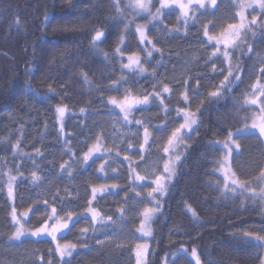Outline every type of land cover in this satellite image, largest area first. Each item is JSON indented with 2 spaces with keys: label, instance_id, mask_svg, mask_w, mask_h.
I'll return each instance as SVG.
<instances>
[{
  "label": "trees",
  "instance_id": "obj_1",
  "mask_svg": "<svg viewBox=\"0 0 264 264\" xmlns=\"http://www.w3.org/2000/svg\"><path fill=\"white\" fill-rule=\"evenodd\" d=\"M114 15L110 0H0V169H11V174L16 175L19 168L24 173L15 182L13 206L17 208V214L32 204L41 209L45 207L39 194L45 193L49 181L55 187L62 186L65 181H74L79 188L74 201L75 212L79 215L87 207L90 185L103 182L97 164L90 167L79 162L82 152L96 137L91 133V117L112 115L107 98L109 95L121 98L124 87L131 88L134 94L152 90L149 76L137 78L126 70L127 79L121 81L120 91L110 87L111 79L120 75V65L111 53L122 24L107 19ZM175 22V16L165 19L170 28ZM97 26L106 32L107 40L101 47L109 53L107 60L89 43V35ZM198 29L197 25L191 26L185 35L183 30L168 34L160 27L149 28L153 41L164 50L162 59L159 53L153 54L149 70L157 60L160 61L156 76L173 88L172 99L166 101L171 115L166 117L155 103H151L150 110L143 114L137 111L136 117L149 119L155 126L179 119L174 109L183 106L177 90H182L184 80L188 81L191 111L199 108L196 135L183 146L184 156L153 222L149 264H164L165 257L172 258L180 245L189 249L196 247L203 264H258L257 258L264 257V250L245 238L243 231L257 228L264 231V203L247 200L245 196L222 194L216 180L217 172L213 171L221 150L213 142L223 141L229 130L235 133L237 128L244 129V118L252 116V111H246L241 102L259 75L255 57H264V34L257 32L250 40L254 55L235 54L243 69V82L223 90L220 98H214L209 97L208 92L220 84L225 73L212 70L211 62L207 61L210 50L200 44L202 33ZM129 32L134 30L129 29ZM124 46L133 52L139 51L135 34H125ZM220 67L226 66L218 62L217 69ZM81 70L86 71L92 84L98 87L85 85ZM197 80L200 81L198 88ZM58 105H67L70 111L64 121V135L58 132L55 121ZM82 107L83 113L79 111ZM248 123L251 124V119ZM65 140L70 144L65 146ZM17 141L20 148L15 149L14 154ZM37 148L43 155L36 158L34 165L28 157L35 156ZM67 148L77 154V160H69ZM64 161H69L72 167L71 176L60 171L59 166ZM88 164L92 165V161ZM36 166L42 180L33 185L30 173ZM113 176H117L116 173L110 172L109 177ZM6 179L0 175V183ZM108 182L119 183L122 187L114 197L118 202L105 203L104 200L109 198L105 196L96 203L105 215L117 213V208L122 206L126 169L118 180L109 178ZM186 203L196 208L200 217L198 222H193L186 213ZM13 206L5 184L0 188V245L3 249L15 247L20 253L24 248L32 249L35 254L50 257L52 264H58L59 258L48 240L15 242L10 239L15 227L11 223ZM33 212L35 215H29L30 224L25 222L26 228L34 229L42 223L43 212H36V208ZM90 225L88 219L80 216L75 227L60 239L79 247L70 259L71 264H112L107 251L87 246L89 231L82 234L80 229L90 228ZM113 264H116L115 260ZM124 264H135L134 254Z\"/></svg>",
  "mask_w": 264,
  "mask_h": 264
},
{
  "label": "snow or ice",
  "instance_id": "obj_2",
  "mask_svg": "<svg viewBox=\"0 0 264 264\" xmlns=\"http://www.w3.org/2000/svg\"><path fill=\"white\" fill-rule=\"evenodd\" d=\"M224 0H110V7L114 11V16H109V20H118L122 24V31L118 34V39L115 43L114 49L111 53V57L117 59V63L120 65L119 78H113L110 81V87L116 91H120V87H123L121 81L127 79L124 70L127 69L129 74H135L137 78L145 75L149 76L152 84L151 91H141L138 94H134L131 88L124 87V91L121 98L117 96L109 95L106 103L111 105L110 112L116 117L113 123V128L117 129L114 133L113 144L115 148L108 147L104 143L103 133L96 135L93 142L87 146L86 150L82 152L79 157V162L87 165L94 166L98 161L99 178L103 179L102 183L90 185V193L86 198L87 207L83 211L87 214L84 218L90 217L93 225L99 223L104 225L107 222L115 223L112 215H105L100 211L99 207L94 205L103 199L106 195L117 194L116 190L122 186L119 183H109L108 179L118 180V176L109 177V173H116L117 167L114 164L109 165V160H118L123 163L127 161V184L124 186L125 190L122 193L123 202L122 206L117 208L116 220L124 221L128 216L134 217V223L136 224L135 231L139 233V237H135L137 242L135 244V264H146L147 256L149 254V244L143 238L152 237L153 234V222L157 219V214L162 209L161 200L168 194L169 187L176 175V165L182 158L183 149H180L181 145L187 143V140L191 137L189 133L193 131V126L197 124V112L191 111V107L188 104V81L184 80L182 83V90H177L180 100L183 102L182 107H176L174 109L177 119L174 123L178 126L171 129L170 135L166 138V142L162 145V151L164 153V162L162 172L158 173L155 169H147V161L145 160L144 151L150 149L155 143L152 141V132L154 129L151 127L150 122H146L143 119L136 117V112L144 113L150 110L147 106L150 103H155L159 110L165 113V116L171 115L169 112L166 101L172 99L173 88L163 83L157 76V66L160 61L157 60L155 64L149 70V63L153 58L154 53H159L161 59L164 55L162 47L158 46L153 41L149 34L147 24H152L153 28L160 27L164 32L171 34L173 32L179 33L183 30L187 35L191 26L199 25L198 31L202 33V39L200 44L210 50V54L207 57V61H210L211 68L214 72L219 71L225 73L220 84L216 85L213 90L208 92L209 97L220 98L221 92L225 89L230 90L233 85L238 86L242 83L243 69L240 65V59L235 54L237 52H243L250 57L254 55L252 43L250 40L254 39L257 32L264 34V0H229L231 5L232 14L226 20L216 21L215 17L220 10ZM168 16H175V24L170 28L165 19ZM131 17V19H128ZM137 17H143L147 24L136 23ZM16 23L19 24V19H16ZM129 29H133L134 32H129ZM135 34L137 39V45L139 51L133 52L129 48L124 46L125 34ZM107 40L106 32L103 27L93 28L89 35V43L93 50L98 55H103L107 60L109 59V53L103 51L102 45ZM123 48V51H122ZM143 53V56H141ZM126 57V59H125ZM225 65L226 67H220L217 69V63ZM261 64L264 65V57H261ZM259 75L256 76L255 82L252 83L242 99V107L245 110L252 111L251 117H245L243 120L244 129H236V132L227 131L226 138L223 141H214L213 144H221V150L224 152L222 160L216 162V166L213 171H219L223 177L222 185L219 184L222 194L233 193L239 195L248 194L247 199L253 202L264 203V153H262L258 174L252 178L242 177L237 175L236 171H233V153L236 154V159L243 156L240 151L241 145L239 138L245 135L247 130L248 134L257 135V139L261 145H264V66L258 68ZM81 79L85 85L91 87H98L92 84L91 79L86 71L81 70ZM196 87L200 86V81L195 82ZM50 91H53L51 87ZM247 106H255V109H248ZM118 110V111H117ZM81 113L85 111L82 107L79 109ZM69 112L68 106H56L55 108V121L58 125V132L64 135V119ZM251 119L249 125L248 120ZM135 124V132L133 133L131 126ZM127 129L126 132H120L119 128ZM162 131H167V128H161ZM257 130V131H254ZM141 143L139 150L129 154V150L132 148V143H125V138L131 135L141 134ZM152 141V143H150ZM65 146L70 144V141H64ZM125 143L124 149H120L119 145ZM20 148L19 141L14 146L15 149ZM69 160H77V154L67 148ZM115 152V156H110L108 153ZM123 152V155H122ZM35 156H29L28 158L33 161L37 157L42 156L43 153L39 148L35 149ZM136 157L137 159H134ZM92 161V165L88 162ZM139 161L145 163L141 165ZM60 171L68 176L72 175V167L69 165V161H64L60 164ZM142 170L143 173L142 174ZM17 174H11V169H0V175L6 176L7 179L4 183H0V188L5 184L7 187V196L10 200L15 199L14 189L15 182L18 176H23L24 173L17 168ZM38 166L34 167L31 171V183L33 185L40 184L42 177L38 174ZM255 181V183H253ZM140 189V190H138ZM146 191V195L143 199L141 193ZM129 193H134L130 196ZM69 196L71 194H68ZM57 196L59 193L57 192ZM67 197H60L57 200L56 197L52 198L50 203L47 198L42 200L45 207L43 209L36 207L35 204L29 205L19 215L17 214V208L13 206L11 208V223L15 226L10 239L20 240L22 236L30 235L32 237H50L55 243V252L58 254V264H71L70 260H66L65 257H71L73 251L77 245L72 243L61 244L58 240L64 239L62 235L66 230H70L71 227H75L78 223L76 219L78 213L69 210L67 205L60 203ZM59 204V209L58 205ZM133 204L138 206H133ZM125 206H128V211L125 210ZM36 208V212H43L42 223L33 228H26L25 222L30 224L29 214ZM186 213L190 214V218L193 222L199 221V213L196 208L191 204H185ZM111 227V224L108 225ZM89 231L88 227L80 229L82 234ZM93 231L95 228L93 227ZM243 236L249 238L250 242H255V246L264 250V234L258 232H244ZM97 244L104 245V239H97ZM124 245L117 243L116 248H121ZM181 255L184 264H203L201 260V253L196 247H185L183 245L178 246L177 252L173 253L171 264H181V261L176 260L175 256ZM40 259L43 261V257ZM258 264H264V257H258ZM47 264H52L51 260ZM164 264H169V258L165 257Z\"/></svg>",
  "mask_w": 264,
  "mask_h": 264
},
{
  "label": "rangeland",
  "instance_id": "obj_3",
  "mask_svg": "<svg viewBox=\"0 0 264 264\" xmlns=\"http://www.w3.org/2000/svg\"><path fill=\"white\" fill-rule=\"evenodd\" d=\"M231 14H232V9H231V5L229 3V0H224V3L222 6H220V10L217 13V16L215 17V20L216 21L226 20L230 17ZM136 19H138L136 21L139 24H147V21H142V22L140 21L141 19H144L143 17H137ZM147 26L149 29L153 25L147 24ZM197 26H199V25H197ZM255 58H256V65H257L256 67L258 68V67H260L261 59L258 56ZM185 64H187V63L185 62ZM125 70L127 71V69H125ZM150 105H151V103H150ZM150 105H148L147 107H149ZM109 106H110V108H112L111 105H109ZM250 107L252 109H255V106H250ZM192 111L196 112L193 109H192ZM68 114H70V111L66 114L65 118L68 116ZM115 120H116V117L113 114L112 115L104 114L101 116L91 117V127H92L91 133H92V135H98V134L103 133L104 143L106 144V146L112 147V148L116 147V145L113 144V138H114L113 134L117 132V129H114L112 126L113 123L115 122ZM143 120L146 122H150L151 127L154 129V131L152 132V141L155 142L150 149H146L144 151L145 160L147 161V165L145 167L149 170L155 169L158 173H161L162 168H163V162H164V153L162 151V145L164 142H166V138L168 137V135H170L171 129L173 127L178 126V125L176 123H174L173 120L169 121V123L166 122L165 125H166V128L168 130L162 131L161 128H165L164 127L165 125L164 126H160V125L155 126V124L152 123L149 119H143ZM64 121H65V119H64ZM197 126H198V120H197V124L193 126V131L191 133H189V136L191 138L187 140L186 144L181 145L180 149H178V150L183 149V146H186L187 144H189L193 140V138L196 135ZM136 127H138V126L135 124H133L131 126L133 133L135 132ZM117 128H119V125H117ZM119 131L120 132H126L127 129L119 128ZM254 131H257V130H254ZM141 135H142V133L137 134V135L129 134V136L125 138V143L129 142V140L132 143V148L129 150V154H131L133 152H137L139 150V145L142 142L140 139ZM257 135H258V131H257ZM257 135L248 134L247 130H246L245 135L240 136V138H239V143L241 145L240 151L243 153V156L239 159H236V154L233 153V161L234 162L232 164V169H233V171L237 172V175H240L242 177L252 178L256 174H258L261 156H262V153H264V145L260 144V141L257 139ZM152 141H150V143H152ZM125 143H121L119 145V148L124 149ZM217 145H218L219 149L221 150L222 145L221 144H217ZM108 155L115 156V152L108 153ZM122 155H123V152H122ZM183 156H184V152L182 153V158H183ZM223 156H224V152L221 150V155H220L219 160H222ZM182 158H181L180 162L182 161ZM119 159H122V156ZM119 159L116 161L109 160L108 164L105 165V167L107 168L109 165H112L115 163L116 167H118L116 175L118 177H122L123 172L126 169L125 166L128 162L124 161L123 163H120ZM134 159H137V158L134 157ZM100 162H102V161H98L96 163L97 168H99ZM180 162L176 165V169H177V166L180 164ZM139 163L141 165H143L145 162L139 161ZM216 172L218 175V178L216 180H218L219 184L222 185L223 177L219 171H216ZM117 173H120V174H117ZM48 174H50V173H48ZM142 174H144L143 170H142ZM253 183H255V181H253ZM53 184L54 183L52 181H49V185L46 188L45 193L39 194V200L42 201L43 199L47 198L49 200V202L51 203L53 197H56L57 200H60V197H67V198L63 199L62 201H60V203L67 205L69 207V210H72L75 212L76 209L74 206V201L77 200V194L76 193L79 191V188L77 187L76 183L74 181H72V182H66L65 181L63 183V185L59 186V187H55ZM138 190H140V189H138ZM117 191H120V189H117L116 192ZM57 192L59 193V196H57ZM68 194H71V195L69 196ZM224 194L229 195V196H241V197L245 196L246 199L248 196V194H245L242 196V195H239L238 193L237 194L224 193ZM145 195H146V191H143L141 193V197H139L138 199H143ZM106 196H109V198L104 200L105 203L113 204L114 202H118V200L117 201L114 200L115 194L106 195ZM164 198H165V196L162 198L161 204H162ZM101 200H103V199H101ZM247 200H250V199H247ZM13 201L14 200H10L12 206L14 205ZM99 201L94 202V205L97 206L96 203H98ZM57 206L59 209V204ZM133 206H138V205L133 204ZM125 210L126 211L129 210L128 206H125ZM86 215L87 214L84 211H82L79 215H77L76 219L79 220L80 216L85 217ZM108 215H112L113 220H115L116 222L115 223L107 222L104 225L97 223V224L93 225L90 217L88 218L91 225L89 226L90 227L89 228V239L87 242V246L89 248L102 249L104 251H107L109 254L107 257H108V260L111 261V263L112 262L114 263V260H115L116 264H124V262L128 261L132 257V254H134L135 261H136L135 244L137 242H142V241L137 240L135 238V237H139L140 234L135 231L136 224L134 223V217L128 216L124 221H118V220H116V215H117L116 212H111ZM109 224H111V227L108 226ZM93 227L95 228V231H93ZM70 229H71V226H70ZM68 232H69V230H66L62 235L65 236ZM244 232H258V233L264 234V231L262 229H259V228L251 230V231L244 230L243 233ZM152 238H153V234H152V237L143 238L149 244V254H150V251L152 249ZM23 239L35 240V241L48 240L49 242H51L53 248L55 249V243L56 242H53L50 237L38 238V237H32L30 235H25V236H22L20 238V240H14V241L20 242ZM97 239H104L105 244L104 245L97 244V242H96ZM58 240L61 244L66 243V242H62L60 240L59 236H58ZM117 243H122L124 246L121 248H116L115 245ZM78 251H79V247L77 246L76 249L73 251L71 257H65V259L70 260L72 258V256L75 253H77ZM8 252H11V253L7 254ZM149 254L147 256L146 264H149ZM41 256L43 257V261L40 259ZM57 256H58V254H57ZM175 259H176V257H175ZM49 260H51L50 257H46V256H43L41 254H35L32 249L26 250L24 248L20 253V252H17L15 247H9V248H6V250H5L0 245V264H47V262ZM171 260H172V258L169 259V264H171ZM176 260L182 261L183 258L181 257V258H178Z\"/></svg>",
  "mask_w": 264,
  "mask_h": 264
},
{
  "label": "bare ground",
  "instance_id": "obj_4",
  "mask_svg": "<svg viewBox=\"0 0 264 264\" xmlns=\"http://www.w3.org/2000/svg\"><path fill=\"white\" fill-rule=\"evenodd\" d=\"M76 167V166H75Z\"/></svg>",
  "mask_w": 264,
  "mask_h": 264
}]
</instances>
